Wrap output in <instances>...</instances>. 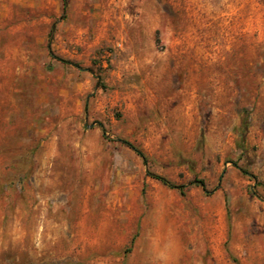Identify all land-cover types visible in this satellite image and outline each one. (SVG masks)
<instances>
[{"label":"rangeland","instance_id":"1","mask_svg":"<svg viewBox=\"0 0 264 264\" xmlns=\"http://www.w3.org/2000/svg\"><path fill=\"white\" fill-rule=\"evenodd\" d=\"M0 264H264V0H0Z\"/></svg>","mask_w":264,"mask_h":264},{"label":"trees","instance_id":"2","mask_svg":"<svg viewBox=\"0 0 264 264\" xmlns=\"http://www.w3.org/2000/svg\"><path fill=\"white\" fill-rule=\"evenodd\" d=\"M59 60H62V62H67V61H64L63 59H59ZM247 126H248V121H247V119H244V121H243V128L246 129ZM125 143L128 144V146H130L132 149H134L143 158L144 161L146 160L145 159V156L141 153V151H139L138 149H136L133 145H131L127 141H125ZM151 176H153L155 179H157L158 181H160L164 185H167V186L172 187V188H181L179 186L174 185L168 179H166L165 177H163L161 175L152 173ZM252 178H255V177L252 176ZM200 183L202 184V182H200Z\"/></svg>","mask_w":264,"mask_h":264}]
</instances>
